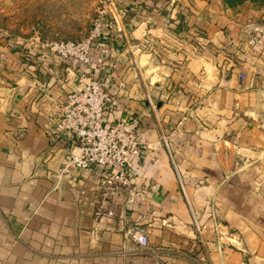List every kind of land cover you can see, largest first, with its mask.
Segmentation results:
<instances>
[{
	"label": "crops",
	"instance_id": "0c3cea01",
	"mask_svg": "<svg viewBox=\"0 0 264 264\" xmlns=\"http://www.w3.org/2000/svg\"><path fill=\"white\" fill-rule=\"evenodd\" d=\"M217 2L116 11V43L91 52L89 71L107 70L113 98L106 126L136 119L142 148L130 163L134 200L118 190L111 220H93L100 168L53 176L66 145L52 114L78 89L74 66L37 50L23 65L7 60L0 264H264V28L245 34ZM180 20L198 41L170 31ZM123 217L147 250L124 237Z\"/></svg>",
	"mask_w": 264,
	"mask_h": 264
},
{
	"label": "built area",
	"instance_id": "2783aa9c",
	"mask_svg": "<svg viewBox=\"0 0 264 264\" xmlns=\"http://www.w3.org/2000/svg\"><path fill=\"white\" fill-rule=\"evenodd\" d=\"M97 10L88 36L76 43H40V49L52 59L70 62L77 72V87L63 104H57L52 114V135L66 145V159L53 173L61 181L71 168L90 170L100 168L93 220L101 222L114 218L110 207L117 191L126 194V205L135 197L132 188L130 163L141 155V144L136 139L138 121L129 118L106 126V116L113 111V98L106 89L107 70L101 67L103 80L89 71L91 52L100 45L113 47L118 38L112 10ZM136 51V48H134ZM167 148L165 140L162 139ZM178 185L182 190L181 181ZM128 220L119 219V230L127 240L144 251L147 238L141 231L126 228ZM193 224L196 225L193 219Z\"/></svg>",
	"mask_w": 264,
	"mask_h": 264
},
{
	"label": "rangeland",
	"instance_id": "374dc122",
	"mask_svg": "<svg viewBox=\"0 0 264 264\" xmlns=\"http://www.w3.org/2000/svg\"><path fill=\"white\" fill-rule=\"evenodd\" d=\"M193 1L195 0H0V78L5 77V71L7 72V60L10 61L15 56L26 63V53L36 56V50L42 51L40 43L83 41L91 30L97 10H102L105 2V10L113 12L144 10L151 13L152 10H166L171 13L174 10H198V0ZM217 1L221 10L228 11L231 22L245 27V34H259L263 30L264 0ZM180 23H174L170 31L182 34L185 39L198 41L199 32L189 33L184 30L181 20ZM118 32L117 29V34Z\"/></svg>",
	"mask_w": 264,
	"mask_h": 264
}]
</instances>
